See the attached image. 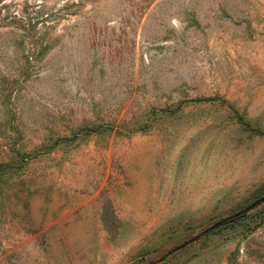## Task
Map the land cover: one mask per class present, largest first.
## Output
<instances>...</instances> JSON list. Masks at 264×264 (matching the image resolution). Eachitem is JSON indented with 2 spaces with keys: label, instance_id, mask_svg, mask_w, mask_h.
<instances>
[{
  "label": "rangeland",
  "instance_id": "obj_1",
  "mask_svg": "<svg viewBox=\"0 0 264 264\" xmlns=\"http://www.w3.org/2000/svg\"><path fill=\"white\" fill-rule=\"evenodd\" d=\"M262 195L264 0H0V264H264L167 253Z\"/></svg>",
  "mask_w": 264,
  "mask_h": 264
},
{
  "label": "water",
  "instance_id": "obj_2",
  "mask_svg": "<svg viewBox=\"0 0 264 264\" xmlns=\"http://www.w3.org/2000/svg\"><path fill=\"white\" fill-rule=\"evenodd\" d=\"M264 202V195L260 196L259 198L253 200L252 202H250L248 205H246L244 208H242L239 211H236L228 216H225L219 220H217L216 222L212 223L211 225L203 228L201 231H199L198 233L194 234L193 236H191L190 238L186 239L184 242L176 245L175 247H173L171 250H169L167 253H171L174 252L178 249L183 248L185 245L194 242L195 240H197L199 237H201L202 235L213 231L221 226H223L224 224H226L227 222H230L231 220H233L236 217L239 216H243L245 213H247L248 211H250L251 209H253L255 206H257L258 204ZM160 260V259H159Z\"/></svg>",
  "mask_w": 264,
  "mask_h": 264
},
{
  "label": "trees",
  "instance_id": "obj_3",
  "mask_svg": "<svg viewBox=\"0 0 264 264\" xmlns=\"http://www.w3.org/2000/svg\"><path fill=\"white\" fill-rule=\"evenodd\" d=\"M242 217H243V216L236 217V218H234V219L231 220L230 222H227L226 224H224V225L221 226V227H224L225 225H229V224H231V223H233V222H236V221L242 219Z\"/></svg>",
  "mask_w": 264,
  "mask_h": 264
}]
</instances>
